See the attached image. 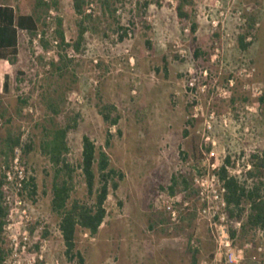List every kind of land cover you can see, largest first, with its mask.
<instances>
[{"label":"rangeland","instance_id":"374dc122","mask_svg":"<svg viewBox=\"0 0 264 264\" xmlns=\"http://www.w3.org/2000/svg\"><path fill=\"white\" fill-rule=\"evenodd\" d=\"M57 1L49 14L41 10L24 76L9 107L0 106V175L20 148L37 185L35 196L30 186L21 195L22 206L5 193L2 264H77L65 255L61 216L52 205L56 169L42 150L68 124L76 126L68 135L67 159L76 169L69 206L95 203L80 169L85 136L124 174L99 233L77 234L86 264H264V231L242 229L250 208L242 220L232 218L222 197L203 199L198 183L227 156L231 174L244 183L251 155L264 150V0H194L185 20L177 0H87L82 16L73 0ZM36 2L11 3L32 14ZM59 19L69 47H61ZM242 37L252 44L248 50ZM191 80L196 96L187 91ZM104 106L116 107L118 126L104 121ZM19 136L10 153L9 137Z\"/></svg>","mask_w":264,"mask_h":264},{"label":"trees","instance_id":"16d2710c","mask_svg":"<svg viewBox=\"0 0 264 264\" xmlns=\"http://www.w3.org/2000/svg\"><path fill=\"white\" fill-rule=\"evenodd\" d=\"M74 8L78 15L82 16L86 12L88 5L87 0H73ZM179 1L177 7V14L180 19L185 20L189 18L185 9L187 6L193 4L194 0H177ZM52 7L58 8V1L53 0L52 3L46 0H37L36 7L32 14H16L11 7H0V58L6 57L5 53L8 49L10 53L15 55L17 50V35L18 31H26L30 35V42L38 36L40 31V22L43 17L44 10L46 14H49ZM81 23V30L79 40L76 42L75 49L80 51V48L85 40L87 28L84 23L89 19ZM255 22V19H252ZM193 32L196 31V26H193ZM57 35L61 40V47H69L66 43L65 34L63 31V20H58ZM127 35L125 33L121 36L124 38ZM246 37L241 38V45L244 50H248L252 45L245 42ZM44 45L47 46V42L44 41ZM264 101V98L262 99ZM101 115L104 121L109 126H118L121 120L120 114L117 113L115 106H104L101 109ZM1 126V122H0ZM76 126L68 124L64 128L55 130L50 138L43 144V152L47 155L55 167V177L53 184V209L61 216L60 229L63 235V239L66 246L65 255L69 262L77 264H86L84 255L77 249V234L79 230L89 232L91 235L96 236L105 220L108 216L106 209V203L108 201L111 190L117 191L120 188V181L124 179V174L116 169L111 168L110 156L106 151H99L96 144L88 136L83 140V153L82 163L80 169L85 177L86 185L89 195L95 197V203L89 205L79 200L74 201L69 206L72 192L74 191L75 174L76 169L70 164L67 159L69 153L68 135L75 129ZM187 136L188 132H184ZM114 135L109 131L107 134L106 146L112 147V141ZM21 143L20 136L17 138L9 137L8 148L12 153L15 147ZM33 150V145L27 144L25 146L26 154H30ZM250 163L252 164V170L246 173V180L244 183L231 176L229 167L232 165V156H227L224 165L218 171L221 182L225 189V202L229 215L232 218H238L242 220L246 213L245 205L249 209L246 223L243 225V231L247 229L251 230H263L264 231V150L254 152L251 155ZM249 182L252 183L249 186ZM177 180L173 181L171 188L172 193L176 185ZM31 195L37 194L36 179L31 177ZM186 186L188 184L186 182ZM6 195L4 193V180L0 175V245L2 243V233L5 227V219L8 215V207L5 202ZM235 236V232H233ZM3 252L0 247V264H2ZM198 250L193 252L194 260H197Z\"/></svg>","mask_w":264,"mask_h":264},{"label":"built area","instance_id":"2783aa9c","mask_svg":"<svg viewBox=\"0 0 264 264\" xmlns=\"http://www.w3.org/2000/svg\"><path fill=\"white\" fill-rule=\"evenodd\" d=\"M49 1V0H47ZM94 1V0H91ZM41 37V35H40ZM57 44V42H56ZM208 75V74H205ZM232 82V80H231ZM206 86H203L201 88V91H205ZM187 91H189V94L194 95V92L197 91V84L195 80H191L187 86ZM190 95V96H191ZM16 155L15 158L12 160V164L10 167L4 168V193H13L16 196V205L22 206L23 205V198H21V195L24 194L27 189L29 188V184L31 183V177L28 175V172L26 170V167L24 166V162L22 161V150L20 148L16 149L15 151ZM214 155V154H213ZM234 166V162L232 161V165L228 168L230 175L231 174V168ZM252 164L249 162L247 167V173L252 170ZM217 168H214V172L210 173L206 180H198V183L201 188L200 195L203 197V199L208 200V204H210L209 194L213 197L215 201H219L222 197L223 205L226 207L225 202V189L223 187V183L221 182L220 176L218 175V171H216ZM222 192V194H221ZM214 200L213 203H214ZM209 209H212L210 205H207ZM207 210H205L206 212Z\"/></svg>","mask_w":264,"mask_h":264},{"label":"crops","instance_id":"0c3cea01","mask_svg":"<svg viewBox=\"0 0 264 264\" xmlns=\"http://www.w3.org/2000/svg\"><path fill=\"white\" fill-rule=\"evenodd\" d=\"M12 0H0V7H11L14 9L16 14H28L18 9ZM24 38V47L21 48V38ZM30 35L26 31H18L17 35V50L18 53L15 55L13 52L10 53L11 49H8L5 53L6 57L0 58V106L1 103L8 108L7 100L14 94L17 85L21 81V77L24 76V71L27 68L26 54L29 43ZM1 109V108H0ZM0 122L2 126V120L0 116ZM0 126V127H1Z\"/></svg>","mask_w":264,"mask_h":264}]
</instances>
